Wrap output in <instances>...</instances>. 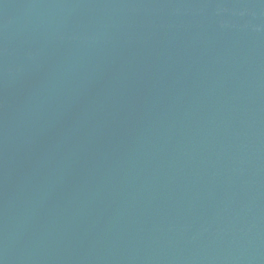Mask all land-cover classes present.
Segmentation results:
<instances>
[{
    "label": "water",
    "instance_id": "water-1",
    "mask_svg": "<svg viewBox=\"0 0 264 264\" xmlns=\"http://www.w3.org/2000/svg\"><path fill=\"white\" fill-rule=\"evenodd\" d=\"M0 264H264V0H0Z\"/></svg>",
    "mask_w": 264,
    "mask_h": 264
}]
</instances>
